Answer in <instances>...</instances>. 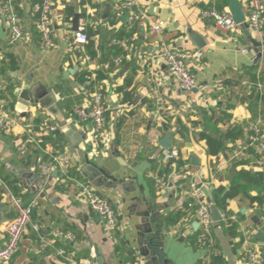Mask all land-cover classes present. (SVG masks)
<instances>
[{"label": "crops", "instance_id": "1", "mask_svg": "<svg viewBox=\"0 0 264 264\" xmlns=\"http://www.w3.org/2000/svg\"><path fill=\"white\" fill-rule=\"evenodd\" d=\"M40 1L14 0L15 12L28 37L23 42L10 44L8 24L0 17V83L4 85L3 96L9 103L13 121L10 133L0 132V178L17 180L20 199L25 203L38 202L32 223L40 226L39 233L28 227L9 264H141L136 227L143 223L142 214L149 210L160 216L162 241L173 264H207L208 251L196 249L192 244L197 233L193 228L195 214L186 215L187 204L193 199L190 181L201 173L202 178L197 181L206 201L215 206L214 191L229 190L237 172L264 171V152L247 146L251 127L258 122L264 125V92L260 94L256 87L261 85L264 89V59L255 64V55L241 27L222 32L214 23L201 19V12L218 8L220 0H136L138 10L147 18L134 25L136 30L129 39L120 40L126 43L127 49L119 47L118 57H123L119 66L114 63L117 49L113 40L124 31L130 34L131 29L129 19L124 20L125 15L120 21L115 18V7L123 0H53L55 45L44 51L35 26L34 7ZM66 8L74 9L72 17L67 16ZM225 9H229V3ZM76 14L80 15L79 25L95 31L92 59L84 47L87 63L78 49L79 55H72ZM157 19L165 21L166 28L160 35H151L150 22ZM250 33L253 38L261 37V32L250 29ZM193 35L203 38V48L196 44ZM163 44L202 53L200 61L192 59L189 63L198 82L196 90L184 93L177 87L165 61L157 57ZM84 67L93 74L101 72L106 76L103 85L109 118L98 140L91 126L79 124L73 116L75 109L89 107L91 90L77 78ZM250 85L252 89L248 88ZM122 87L132 94V102L124 103V94L117 92ZM22 92H28L33 99L39 98L43 105L33 103L18 114ZM203 111L210 114L217 111L221 115L217 128L221 133L234 127L243 133L242 139L227 142L226 150L218 157L209 154L207 143L198 136L202 131L199 122ZM124 115L130 116L120 127L118 122ZM37 120L58 122L61 128L70 127L76 138L61 134L60 156L71 158V169L84 181L87 179L80 170L86 157L117 178L114 188H96L119 215L115 232H108L79 198L74 179L65 181L60 172L56 176L54 172L44 180L37 170L38 155L31 154L25 159L18 154L17 145L24 136L36 140L48 133L45 127L36 124ZM178 120L187 128L186 139L176 133ZM165 126L169 131L164 134ZM82 134L86 140L75 143V139L83 138ZM167 135L171 136L169 149H177L186 166L177 168L174 164L166 178L168 189L158 193L155 178L166 163L164 149L156 146L155 140L161 142ZM53 151L54 147L48 145L43 154ZM191 155L198 159L199 167L192 165ZM263 208L248 206L240 199L230 200L224 211L217 208L223 218L213 226L215 246L222 259L219 264H246L242 257L249 246L245 245L243 232L253 227L257 235L264 233ZM226 211L230 218L238 219L236 233L224 224ZM176 214L180 217L174 222L172 218ZM14 215L13 206L4 197L0 202V249L6 243L7 222ZM54 229L74 234L75 240L56 239L53 247L39 251L40 236L48 237ZM121 240L134 250L135 263L117 252ZM60 250L66 254L61 256Z\"/></svg>", "mask_w": 264, "mask_h": 264}, {"label": "built area", "instance_id": "2", "mask_svg": "<svg viewBox=\"0 0 264 264\" xmlns=\"http://www.w3.org/2000/svg\"><path fill=\"white\" fill-rule=\"evenodd\" d=\"M243 11L246 14V22L249 28L255 32L264 31V0H240ZM54 8L53 0H41L35 5L34 13L36 15L35 26L40 35V47L44 51H49L54 47L52 18L51 14ZM129 14V24L134 26L138 22L147 18L146 14L138 10L136 0H123L115 7V18L120 21L124 15ZM0 17L8 24L11 34L10 44H18L28 39L25 28L17 13L15 12L14 0H0ZM201 19L206 22H212L222 32L236 31L240 26L236 23L229 9L219 10L211 7L203 10L200 15ZM166 28V22L160 19L150 22L149 31L151 35H160ZM88 43V35L85 26L79 25L78 31L73 34V46L83 53L86 63L88 59L85 55V45ZM113 45L127 49L125 42L113 40ZM247 50H244L246 53ZM158 59L164 60L170 77L174 80L177 87L184 93H191L197 89L198 82L189 67L192 59L200 61L202 59L201 52H188L178 50L163 44L158 54ZM123 61V57H115L114 63L119 66ZM93 80L95 76L93 75ZM260 94L264 92L261 85L256 86ZM248 88L252 89L250 85ZM4 85L0 83V132L3 134L10 133L13 129V121L10 117L9 103L4 98ZM19 110L18 114H21ZM109 107L101 88L96 85L89 95L88 109L79 108L73 111L76 121L84 126H91L95 138L98 140L102 137L106 123V114ZM61 128L58 122H52L47 129L48 132H56ZM252 135L249 139L250 145H256L261 152H264V125L260 122L251 127ZM36 142L32 136L27 140L22 139L17 145L18 154L24 157L28 152L29 143ZM155 145L160 146V142L156 139ZM162 148V147H161ZM180 158V152L177 149L163 150V162L170 163ZM71 166V158L68 156H56L51 164H38L37 170L44 180L49 179L54 172H60L66 175L68 168ZM195 177V176H194ZM190 181V193L196 206L195 218L199 225L197 230V242L200 248L210 250L214 247L213 226L214 220L210 209V204L206 201V197L202 190L200 182L197 178H202V174L196 175V179ZM75 186L79 198L89 207V209L100 219L104 228L108 232H115L119 226V215L112 204L98 193L97 189L88 181H76ZM156 191L162 193L168 189V182L165 177L157 176L155 178ZM2 192H6L1 196ZM8 197L11 205L15 210V215L7 222L5 228L6 243L0 249V263L9 264L19 250L23 236L29 226H32L35 232H40V226L32 223L33 213L38 206L37 201L25 203L22 199L14 196L0 178V202ZM231 220L237 222V217L233 216ZM262 223L264 224V208L262 209ZM245 245L249 247L245 250L242 260L246 264H264L262 245L256 241L257 234L253 227H249L243 232ZM56 239H63L70 242L75 240V235L70 232H64L60 229H54L50 236H40L39 251L53 247ZM59 254L64 256L66 252L60 250Z\"/></svg>", "mask_w": 264, "mask_h": 264}, {"label": "trees", "instance_id": "3", "mask_svg": "<svg viewBox=\"0 0 264 264\" xmlns=\"http://www.w3.org/2000/svg\"><path fill=\"white\" fill-rule=\"evenodd\" d=\"M40 3V2H39ZM229 1L228 0H220L218 3V9L223 10L228 6ZM15 4V2H14ZM65 13L68 17H72L74 15V9L72 8H66ZM136 28L135 26H131V29L129 31L130 34H126L125 31L115 37L114 40H124L129 39L131 37V34L135 32ZM86 33L88 35V43L85 45L86 50L88 52L89 57L92 59L94 56V42L93 37L95 36V31L93 29H86ZM116 48L115 56H118L120 53V49L118 46H114ZM74 56H78V50L76 46L74 47V51L72 53ZM93 75L95 76V80H93ZM105 75L101 72L98 74H93L90 71H88L87 67H84V70L77 73V78L80 82L86 84L89 86L91 92L94 90L95 86L98 85L104 96H106V90L103 85V82L105 80ZM117 92L119 94H124V103H130L133 101V96L131 93H127L122 88H118ZM5 98V97H4ZM264 102V100H263ZM223 113V112H221ZM225 115V114H224ZM130 115H124L118 122V126L122 127L124 124V120L128 118ZM109 118V112L106 114V119ZM227 119L230 118L229 115L225 116ZM169 119V118H167ZM221 120V115H218L217 111H203V118L202 121L199 122L200 125H202V131L198 134L199 138L201 140H204L207 143L209 154L212 157H218V155L221 152H224L226 150V143L229 141H236L243 138L242 130L239 127H234L227 133L223 134L221 133L217 128L219 121ZM170 121V120H168ZM36 124L42 125L45 127V129H48L51 125L50 122H47L46 120H37ZM200 127V126H199ZM177 134H179L181 137L186 139L185 136L187 132L186 126L178 120L177 122ZM164 134L168 133V126L164 127ZM252 135V132H251ZM29 138L28 135L24 136V140H27ZM36 142L29 143L28 145V152L24 156L25 159H27L31 154L38 155L39 157V164L45 163V164H51L53 163V159L56 156H59L62 154V142L63 137L61 135L56 134L55 132H48L46 134H43L42 136L36 138ZM48 145H51L54 147V151L51 154H43V151L47 148ZM250 148L253 149V151L258 150V147L256 145H250L248 144ZM176 165L177 168L185 167V162L179 158L175 161H172L170 163H167L163 169H161L159 173V177H165L169 176L172 173V167L173 165ZM62 179H65V181H70L74 179V181H80L84 182V180L79 176V174L76 173V170L71 169V167L68 168V172L66 175H62ZM3 182L8 187L9 191L16 196L17 198H20L19 189L17 187V180L11 179V178H2ZM75 182H73L75 184ZM6 192H2L1 196H4ZM255 193V195H253ZM240 199L241 201L248 204V206L255 207H264V171L263 172H246V171H240L237 172L234 179L232 180V184L229 188V190H225L224 188H219L214 191V203L215 206L218 209L225 210L228 207V203L230 200ZM187 212L186 215H189L190 213L195 214L196 212V206L194 205L193 199L189 201L186 208ZM225 220L224 224H226L229 228V230L233 233H236L237 231V222L230 219L229 213L225 212ZM180 217V215L176 214L172 220L176 222V220ZM63 231V230H62ZM66 232V231H64ZM198 233H196V238L192 242L193 246L196 249H200V246L197 242ZM257 240L264 243V233L262 235H257ZM262 251L264 253V246L262 247ZM117 252L123 256L126 255V258L130 260L132 263L136 262V256L134 250L126 243L124 240H121L120 245L117 247ZM124 258V257H123ZM207 258V264H219L221 263L222 259L219 256L217 252V248L214 244V247L210 250H208V254L206 255Z\"/></svg>", "mask_w": 264, "mask_h": 264}, {"label": "water", "instance_id": "4", "mask_svg": "<svg viewBox=\"0 0 264 264\" xmlns=\"http://www.w3.org/2000/svg\"><path fill=\"white\" fill-rule=\"evenodd\" d=\"M229 11L233 15L236 23L245 31V34L248 38V44L255 55V64H258L260 60L264 59V31L260 33V38L251 37L250 28L246 22V14L242 9L240 0H229ZM129 17V14H126L124 16V20H128ZM79 23L80 15L76 14L73 20L74 31H78ZM192 38L200 48H203L205 46L204 40L200 36L193 35ZM20 96L22 101L19 109L21 111H24L33 103H40L43 105L42 102H39V98H31L28 92H22ZM50 98H52V96H50ZM55 133L58 135L65 134L70 139H74L75 137L69 126L60 128ZM82 136L83 138L81 139H75V143L78 141L86 140V135L82 134ZM170 139L171 136L167 135L161 140L160 146L164 150H168L170 148ZM191 156L192 165L195 167H199L200 164L198 162V159L193 155ZM80 172L95 188H102L104 186H106L107 188H114L118 181L117 178L113 176V174H111L109 170L96 166L89 160L88 157H86L85 164L82 166ZM54 175L56 176L57 172H55ZM123 188H125V186ZM209 203L214 222H221L223 219L222 214L214 205L211 204V202ZM159 217V214H156L151 210L146 211L142 214V218H144L143 223L136 227L139 240L138 254L139 257L143 259L142 262H140L141 264H173L165 251L164 243L162 241V223ZM154 225L155 231L153 229ZM193 228L196 231L198 230L199 225L197 222L194 223Z\"/></svg>", "mask_w": 264, "mask_h": 264}]
</instances>
